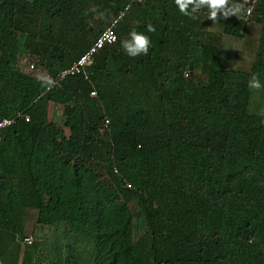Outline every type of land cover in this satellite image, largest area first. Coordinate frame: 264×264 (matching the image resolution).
Instances as JSON below:
<instances>
[{
  "label": "trees",
  "instance_id": "obj_1",
  "mask_svg": "<svg viewBox=\"0 0 264 264\" xmlns=\"http://www.w3.org/2000/svg\"><path fill=\"white\" fill-rule=\"evenodd\" d=\"M127 2L0 0V119L17 116L0 131V264H264V115L248 110L249 80L264 85V0L247 22L214 23L234 38L259 26L248 71L218 67L208 9L192 19L175 0L131 2L86 80L44 91L16 66L27 53L53 77L94 39L84 9L101 24ZM132 30L150 37L147 55L122 48ZM30 211L31 234L65 228L44 260L36 240L21 244Z\"/></svg>",
  "mask_w": 264,
  "mask_h": 264
},
{
  "label": "rangeland",
  "instance_id": "obj_2",
  "mask_svg": "<svg viewBox=\"0 0 264 264\" xmlns=\"http://www.w3.org/2000/svg\"><path fill=\"white\" fill-rule=\"evenodd\" d=\"M84 10L85 14H87L84 22L88 23L91 27L94 28L93 33L95 38L99 29L103 28L108 19H106L104 23H96L97 21H99V19H97L98 7L96 5L92 7H86ZM234 16L236 17L238 15ZM201 27L207 32L218 34L220 37L219 55L217 60L218 67L234 69L236 68L243 71L249 70L258 46L259 26L257 24L249 21L247 24V29L241 38H234L229 35L221 34L220 26L214 23L207 22L206 19H204ZM92 37L90 36L88 40L91 41ZM16 38L18 39L17 41L20 44L23 36L16 35ZM18 54L19 56L17 58L16 66L20 70H22L23 72L33 73L40 78L47 77V73L43 71L41 67L36 66V68L33 67V69L29 70L28 64L33 62L31 61L27 53L19 52ZM248 110L250 112L264 115V89H253ZM47 113L48 118L51 121L55 122L58 126H61L60 124L63 119L61 116V106L50 102L48 104ZM63 130L66 134L67 130L65 128H63ZM34 215V211L29 212V216L26 219L24 236L30 234L33 241L36 240L39 243L38 258L44 260L48 253L53 249L55 244L60 241L61 236L63 237L62 233L65 231V228L61 223L54 228L37 226L34 233L31 234V225L33 223ZM24 248L25 247L20 246V252L17 255V261H20L23 255L22 251Z\"/></svg>",
  "mask_w": 264,
  "mask_h": 264
},
{
  "label": "built area",
  "instance_id": "obj_3",
  "mask_svg": "<svg viewBox=\"0 0 264 264\" xmlns=\"http://www.w3.org/2000/svg\"><path fill=\"white\" fill-rule=\"evenodd\" d=\"M133 1H140V0H128V2L118 10L111 18L108 19L106 25L100 29L97 33L96 37L93 39L92 43L86 48L75 60H73L68 66L59 70L53 77H50L54 83L50 86L46 85L44 91H48L57 83L61 82L65 78L69 76H80L83 79H87V67L91 62V59L95 53H97L103 46L112 44L116 39L115 30L119 22L123 19L124 15L128 11L130 7V3ZM243 10L238 15V19L241 21L247 22L251 17V11L253 9V0H241ZM29 70L33 69V63L28 64ZM187 70H184L183 76H187ZM90 97L95 96L93 90L88 92ZM17 117V116H16ZM16 117H3L0 119V131L4 128L12 125L15 123ZM23 119L25 121L28 120L27 115H23ZM108 123L107 118L103 119L102 126L99 129L101 132L103 128L106 127ZM115 172V170H113ZM31 236L26 235L22 237L21 244L28 245L31 243Z\"/></svg>",
  "mask_w": 264,
  "mask_h": 264
},
{
  "label": "clouds",
  "instance_id": "obj_4",
  "mask_svg": "<svg viewBox=\"0 0 264 264\" xmlns=\"http://www.w3.org/2000/svg\"><path fill=\"white\" fill-rule=\"evenodd\" d=\"M179 11L192 19H197L195 15L200 9H208V19L216 23L219 19H227L230 16L239 15L241 8L237 5L230 4V0H175ZM147 31L154 33L156 28L152 24L147 25ZM130 39L121 42V46L130 57L147 55L151 47V40L148 35L138 33L132 30L129 34ZM41 82L45 85H52L54 81L49 77H41ZM250 89H261L264 85L257 75H253L248 82Z\"/></svg>",
  "mask_w": 264,
  "mask_h": 264
}]
</instances>
